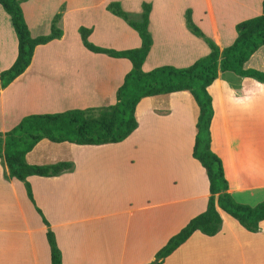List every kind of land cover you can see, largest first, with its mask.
Listing matches in <instances>:
<instances>
[{
	"label": "crops",
	"instance_id": "0c3cea01",
	"mask_svg": "<svg viewBox=\"0 0 264 264\" xmlns=\"http://www.w3.org/2000/svg\"><path fill=\"white\" fill-rule=\"evenodd\" d=\"M120 1L140 14L150 2L154 43L143 65L187 67L211 51L187 26L196 24L222 49L231 46L238 23L263 13L264 0H22L34 37L48 35L65 6L64 34L39 45L31 65L0 94V132L30 114L55 113L115 104L133 65L87 49L79 29H93L97 45L131 49L142 45L138 32L107 10ZM19 40L12 18L0 3V75L17 60ZM264 72V45L246 62ZM214 117L212 150L220 156L229 192L236 202L264 201V82L228 71L210 85ZM200 108L187 91L144 98L137 107L138 129L126 140L104 145L68 143L74 169L59 176L8 178L0 158V264H52L50 223L63 264H149L168 240L207 209L211 195L206 169L193 155ZM41 141L33 151L35 153ZM47 154L42 159L45 160ZM39 207L43 215L38 211ZM222 230L196 231L162 264H264V221L252 232L222 212Z\"/></svg>",
	"mask_w": 264,
	"mask_h": 264
},
{
	"label": "trees",
	"instance_id": "16d2710c",
	"mask_svg": "<svg viewBox=\"0 0 264 264\" xmlns=\"http://www.w3.org/2000/svg\"><path fill=\"white\" fill-rule=\"evenodd\" d=\"M10 14L19 40V53L15 63L1 72L0 94L31 65L36 48L61 38L63 6L52 21V31L48 35L34 37L26 21L22 0H0ZM107 10L122 18L134 28L142 39L138 48L116 49L95 44L90 40L92 28L79 29L84 46L90 51L104 53L115 58H126L132 62L131 71L125 76L123 85L117 91L115 104L86 109H69L55 113H35L25 116L11 130L0 132V158L8 166V178L26 182L30 199L35 202L30 176H59L74 169L72 161H58L52 164H31L27 155L43 140L53 143H75L79 145H104L119 143L130 137L139 127L137 107L146 97L170 95L175 92H189L200 108L197 120V134L193 155L206 169L210 181V198L207 209L192 218L186 226L173 235L158 250L155 260L149 264H162L196 231L206 235L218 234L223 227L222 212L237 219L242 226L257 232L264 221V201L256 206L236 202L229 192V182L225 175L220 156L212 150L211 124L214 106L209 87L221 73L232 71L241 76L253 77L264 82V72L246 68V62L264 45V1L263 13L237 24L238 36L235 42L222 49L203 29L196 24L192 10L186 13L187 26L196 36L210 46V53L187 67L163 65L151 71H144L143 65L152 49L154 38L150 31L152 4L145 2L140 14L127 11L120 1H112ZM38 211L43 215L41 209ZM48 225L47 238L51 247L52 264H63V254L55 232Z\"/></svg>",
	"mask_w": 264,
	"mask_h": 264
},
{
	"label": "rangeland",
	"instance_id": "374dc122",
	"mask_svg": "<svg viewBox=\"0 0 264 264\" xmlns=\"http://www.w3.org/2000/svg\"><path fill=\"white\" fill-rule=\"evenodd\" d=\"M67 145L65 143H53L51 141H45L37 147L35 153L30 157V163L34 164L37 163V159L39 161H45L46 163L53 161L56 159L55 157H67L68 150ZM47 154V158L45 160H40Z\"/></svg>",
	"mask_w": 264,
	"mask_h": 264
}]
</instances>
